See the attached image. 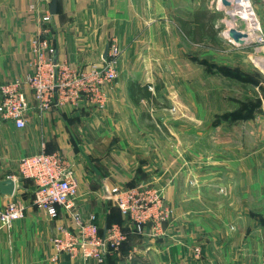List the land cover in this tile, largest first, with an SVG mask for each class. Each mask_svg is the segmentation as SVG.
I'll return each mask as SVG.
<instances>
[{"label":"crops","instance_id":"crops-1","mask_svg":"<svg viewBox=\"0 0 264 264\" xmlns=\"http://www.w3.org/2000/svg\"><path fill=\"white\" fill-rule=\"evenodd\" d=\"M50 1L0 0V82L23 78L32 69L30 41L38 22L29 6L36 3L42 14L49 11ZM258 1L264 30V0ZM182 2L57 0L56 13L47 26L57 60L84 68L100 62L105 44L109 48L114 43L120 50L118 78L106 87L103 109L81 100L77 106L64 104L43 112L31 109L21 129L0 121V180L11 177L15 181L13 195L0 193V207L12 197L26 206L24 217L10 228L0 224V264H264V225L255 219V213L264 216L263 209H258L264 206V158L259 161L247 154L253 150L247 138L252 141L254 137V120L264 121V107L239 123L228 114L227 122L209 126L218 112L215 98L221 96L222 77L243 84L247 101L256 86L251 79L253 68L242 67L249 80L225 75L218 51L208 39L190 41L178 25L177 18L186 19L191 12ZM131 82L149 85L155 99L134 101ZM156 85L161 87L158 98ZM191 88L195 89L192 93ZM28 96L31 99V93ZM159 98L166 102L156 110ZM238 124L244 126L243 132L236 129ZM241 134L242 146L234 147L231 137ZM192 136L210 143L204 148L194 146ZM255 136L256 151L264 152L263 122ZM42 145L46 152L62 153L72 165L76 207L84 217L95 215L99 234L105 232L109 219L122 218L115 205L103 198L108 190L147 181L165 189L166 204L172 207L165 235L144 236L125 225L127 239L103 263L67 254L54 258L50 239L56 226L63 223L73 228V224L62 213L50 219L32 204L33 184L20 178L16 163ZM195 147L199 154L209 152L215 160L197 165L199 177L193 188L184 154L177 153L185 152L188 158ZM235 151L243 157L233 159ZM241 167L248 169V176L236 175ZM255 167L261 168V175H253ZM221 171L228 172V179L219 176ZM197 246L199 257L194 256Z\"/></svg>","mask_w":264,"mask_h":264},{"label":"built area","instance_id":"built-area-1","mask_svg":"<svg viewBox=\"0 0 264 264\" xmlns=\"http://www.w3.org/2000/svg\"><path fill=\"white\" fill-rule=\"evenodd\" d=\"M229 1L238 9L237 14L248 17L245 18L247 33L264 46V32L254 14L252 0ZM29 10L36 13L38 22V31L30 41L34 56L32 69L23 78L0 82V121L11 122L21 129L26 126L31 109L43 112L64 104L77 106L81 100L103 109L107 102L106 87L117 77V45L109 46L106 59L90 62L84 68L73 67L66 61L54 62L55 47L47 37L51 14L48 10L41 14L36 3L31 4ZM18 171L33 184L34 206L43 209L50 219L62 213L73 224V228L63 223L56 226L50 239L54 258L67 254L71 258L103 263L126 240L127 235L119 223H111L99 234L95 215L89 213L84 217L77 209L76 179L72 165L62 153L46 152L42 145L38 152L19 158ZM103 198L119 209L124 224L132 226L137 234L165 235L164 225L170 221L172 211L160 187L147 181L133 186H113ZM25 208L22 201L12 197L0 207L1 226L10 228L14 221L24 217ZM193 250L194 256L199 257L200 247Z\"/></svg>","mask_w":264,"mask_h":264},{"label":"rangeland","instance_id":"rangeland-1","mask_svg":"<svg viewBox=\"0 0 264 264\" xmlns=\"http://www.w3.org/2000/svg\"><path fill=\"white\" fill-rule=\"evenodd\" d=\"M183 5L186 7L188 6L189 11L193 12L196 9H206L207 11H209L208 13L214 15V19H213V23L214 26L217 27L219 25H222V29L219 32L218 35V39H217V45L213 46L214 49H216L218 52H215L216 55H218V57L221 60V65L223 66H228L230 65V71L231 74H235L236 78L239 76V69H242V72L240 73L242 76H244V66L247 67H252L253 68V75H252V79L254 84L256 85L255 88L252 91V99L247 98V101H244L245 97H244V91H243V87L240 82L238 81H234L232 79H227L222 77V88H220L221 90V96L219 97V99L215 98L216 103H215V108L216 110L218 109V112L215 114V120L212 121V124H210L209 126L212 127V125L216 126L219 124H222L224 122H227L226 118L227 115L230 114V118L236 119L237 123H239V119L240 122L244 121L245 117H244V106L248 107V105L250 103H252L253 107L256 106H260V107H264V74L262 75V71L260 70L259 66L257 65V61L258 60H264V48H262V45L259 42H256L257 40H254L253 36L250 39V42L246 45V46H242L240 48H236L239 46H234V43L232 41L229 40L228 36H227V29L229 28V26H233L239 30L245 31L247 32V30L249 31V28L247 27L245 18L242 17L241 15L237 14L235 16H232V11L237 12L236 10H238L237 8L235 9L234 6H230V7H224L221 5L220 2H218V0H183ZM261 2L258 0H252V4H253V11L255 16L257 17V19L260 20L259 18V12L258 10L262 8V6H260ZM185 9V8H184ZM190 12V13H191ZM241 16V17H240ZM261 28L263 30L262 24L260 23ZM264 32V30H263ZM232 42V43H231ZM207 45H210V43H207ZM190 52H192L193 54L196 53L195 49L193 47H190ZM119 54H120V50H119ZM191 60V58H190ZM192 62L195 64L196 58L192 59ZM233 67V68H231ZM240 67V68H239ZM235 69V71H234ZM248 72V70H247ZM229 72L228 76H232ZM227 75V74H225ZM263 77V78H262ZM118 78V72H117V77L114 81H116ZM237 80H243L242 78H237ZM241 85V87H240ZM192 90L195 91L194 88H191V93ZM247 93L249 94V90L247 88ZM186 98L190 99L192 98V96H188L187 94H184ZM247 97H249L247 95ZM159 101L161 102H156V110L157 108H159V106H163L164 102H166V100H164L163 98H159ZM247 102V103H246ZM155 105V104H154ZM186 106H188L186 104ZM154 108L155 106H152L151 112H154ZM194 110V109H193ZM229 110V111H228ZM260 111H256V113H259ZM155 122H157L159 124V126L161 127V123L158 122L157 116H155ZM264 121H259V120H254V126L252 127L253 129V136L252 137V141L249 140V137L247 138V142L249 143V145H251V149L253 148L252 151H250V153L247 152V154L249 156H252L253 159H258L259 161L262 160L261 158H264V152L262 151H256L255 147V132L257 130V126ZM162 128V127H161ZM244 128L241 127V124L236 125V129L238 130H242ZM243 132V130H242ZM173 140H175V138H173ZM223 140V138H222ZM231 143L234 147L237 146H242V142H243V134L238 135L236 137H231ZM235 140V141H234ZM190 142L194 143V146H198V147H206L210 141L209 139L205 138V139H197L196 137L191 138ZM251 142V143H250ZM176 144V142L174 143ZM180 144V143H179ZM178 145V144H176ZM247 145V147L249 146ZM236 150L241 151L239 148H237ZM194 152H191V154L189 155V157L187 158V153L185 156V152H178L177 154H184V157L186 159V163L188 166H186V170L187 172V176L189 177V184L191 187L196 188L197 185V181H198V177H199V168H197V165H201L203 163H208V161H212L215 160V157H213L209 152H204L202 155L199 154L197 152V148H194ZM223 151V150H221ZM239 151H235V153H232V155H236L233 159L235 160H239L241 159V157H243V154ZM248 155L246 157V159L248 158ZM19 160L17 159V164H18ZM198 166V167H199ZM241 170V172H240ZM261 168L260 167H255L253 168V175L259 176L262 173L260 172ZM245 174V175H249L248 169L245 170L244 167H241L238 169V173L236 174L237 176H240L241 174ZM263 174H264V170H263ZM224 175L226 177H224ZM219 176L221 178H226L228 179V172L225 171H221L219 173ZM21 179H23L20 176ZM224 181V179H223ZM223 184H225V182H223ZM160 187V186H157ZM163 191L164 194V188L160 187ZM218 190L220 193H225V189L223 187H218ZM172 210V207L169 206ZM258 208V207H257ZM263 209L264 212V206H260L258 208ZM172 214V212H171ZM255 219L257 221H259L260 224L263 223L264 221V216L261 213H255ZM264 225V224H263Z\"/></svg>","mask_w":264,"mask_h":264},{"label":"trees","instance_id":"trees-1","mask_svg":"<svg viewBox=\"0 0 264 264\" xmlns=\"http://www.w3.org/2000/svg\"><path fill=\"white\" fill-rule=\"evenodd\" d=\"M208 12L209 11H207L206 9H196L193 12H191L189 14L188 18H186V19L178 17L177 22H178V25L180 26V28L182 29V31L189 38L190 41L197 43V42H201L203 40V38H207L212 46H216L218 35H219L220 30L222 29V25L215 27L214 23H213V19L215 16L208 13ZM220 69L222 70V72L224 74L228 75L229 72L231 74V71L229 68L220 67ZM234 71H235V69H234ZM240 73L241 72L239 71V76L237 78H242L243 80L245 78L247 80L250 79V77L248 75H246V77H245V75L242 76ZM231 75L236 77L235 74L234 75L231 74ZM252 82H253V79H252ZM148 86L149 85H147V84L141 86L139 83H136V82L130 83L129 88H130V91L132 93V97H133L134 101L137 102L139 100V98H141V97H145L147 99H155V96L151 93V91H149ZM160 88L161 87L159 85H156V87H155L157 98L160 97L159 96V89ZM256 111L261 112V107L260 106L253 107L252 103H250L248 105V107L244 106V111H243L244 117H249L250 115L255 114ZM25 180H28V179H25ZM133 185L134 184H130L129 186H133ZM114 207L117 209L118 213L120 214L119 209L116 206H114ZM113 222H116V223H119L120 225H122L123 231L127 234L126 228L129 227L130 225L128 223L124 224L123 217L121 219H118V218L114 219V220L109 219V221L107 222V226ZM262 224H264V221ZM125 225L127 227H125ZM130 227L134 230V228L132 226H130Z\"/></svg>","mask_w":264,"mask_h":264},{"label":"water","instance_id":"water-1","mask_svg":"<svg viewBox=\"0 0 264 264\" xmlns=\"http://www.w3.org/2000/svg\"><path fill=\"white\" fill-rule=\"evenodd\" d=\"M220 3L224 7H230L231 2L229 0H220ZM57 0H51L49 4L50 14L56 13ZM227 36L230 41L235 43L238 46L247 45L250 42L251 36L245 31L239 30L233 26H229L227 29ZM108 53V43L105 44L104 50L102 53V59L107 58ZM54 62H57V54L55 50ZM257 65L264 74V60H258ZM15 188V181L11 177H6L5 179L0 180V193L6 195H13ZM107 194V193H106Z\"/></svg>","mask_w":264,"mask_h":264},{"label":"bare ground","instance_id":"bare-ground-1","mask_svg":"<svg viewBox=\"0 0 264 264\" xmlns=\"http://www.w3.org/2000/svg\"><path fill=\"white\" fill-rule=\"evenodd\" d=\"M236 9V8H235ZM236 11H238V10H236ZM232 13V16H235L236 15V12H234V11H232L231 12ZM241 17V16H240ZM242 17H244V18H248L246 15H244V16H242ZM250 36V35H249Z\"/></svg>","mask_w":264,"mask_h":264}]
</instances>
